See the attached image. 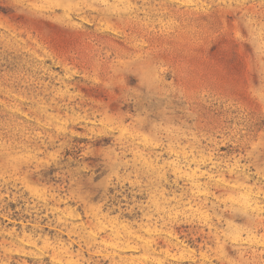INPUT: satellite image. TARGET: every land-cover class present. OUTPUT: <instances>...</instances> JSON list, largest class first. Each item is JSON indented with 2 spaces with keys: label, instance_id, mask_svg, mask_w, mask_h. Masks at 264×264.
I'll use <instances>...</instances> for the list:
<instances>
[{
  "label": "rangeland",
  "instance_id": "obj_1",
  "mask_svg": "<svg viewBox=\"0 0 264 264\" xmlns=\"http://www.w3.org/2000/svg\"><path fill=\"white\" fill-rule=\"evenodd\" d=\"M70 244L264 264V0H0V264Z\"/></svg>",
  "mask_w": 264,
  "mask_h": 264
},
{
  "label": "bare ground",
  "instance_id": "obj_2",
  "mask_svg": "<svg viewBox=\"0 0 264 264\" xmlns=\"http://www.w3.org/2000/svg\"><path fill=\"white\" fill-rule=\"evenodd\" d=\"M112 224L114 223H111V222L109 223V225H112ZM87 228L92 229L93 233L86 234L84 232V228H79L77 226L70 227L68 232H69V235H71L74 238H77L78 242H81L83 246L87 248L88 250L97 248L98 253L106 252L107 251L106 247H100L101 243L106 242V240H103L100 237L101 234L106 233V229L103 228L99 222H96L95 224H92L90 222ZM112 229H115V230L112 231L110 236H107L106 239L108 240L113 239L114 241L117 240V242L115 243L116 244L115 246L117 247L124 246V243L127 242L126 238H127L128 233L127 232L125 233L124 231H122L121 232L122 237H119L120 231L116 229L115 226L112 227ZM122 240H125V241L121 242ZM73 247H74L73 244H70L67 246L62 245L61 249H63V252L62 253L53 252V255L59 259V258H62L63 254H65L66 255L65 257H67L66 258L67 260L64 261L65 264H88L89 260L86 259L83 254H80V253L73 254L72 253L71 250L73 249ZM104 258L109 262V264H123V262L120 260L116 262L115 256L113 255L106 254Z\"/></svg>",
  "mask_w": 264,
  "mask_h": 264
}]
</instances>
